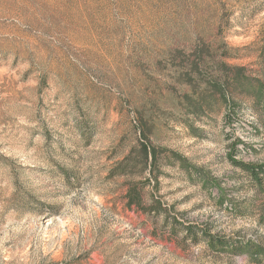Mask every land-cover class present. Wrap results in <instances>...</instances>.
I'll list each match as a JSON object with an SVG mask.
<instances>
[{"label": "rangeland", "instance_id": "374dc122", "mask_svg": "<svg viewBox=\"0 0 264 264\" xmlns=\"http://www.w3.org/2000/svg\"><path fill=\"white\" fill-rule=\"evenodd\" d=\"M263 45L264 0H0V264H264Z\"/></svg>", "mask_w": 264, "mask_h": 264}, {"label": "trees", "instance_id": "16d2710c", "mask_svg": "<svg viewBox=\"0 0 264 264\" xmlns=\"http://www.w3.org/2000/svg\"><path fill=\"white\" fill-rule=\"evenodd\" d=\"M261 58H262V70L264 73V45L261 49ZM241 74L237 73L234 76V86L235 89H239L241 87ZM252 96L255 97L257 99V103L259 105L260 110H262L263 112V118H264V82L262 81H258L256 89L254 90V92L252 93ZM145 157L147 159L151 158L152 163L156 162L157 159V154H156V150L155 148H150L149 146H145V148H143ZM234 163L237 166L242 167L243 169L249 171L251 173V175L254 177V179L256 181H262L264 179V163L260 164V165H255L252 163H248V162H244V161H238L235 160Z\"/></svg>", "mask_w": 264, "mask_h": 264}]
</instances>
